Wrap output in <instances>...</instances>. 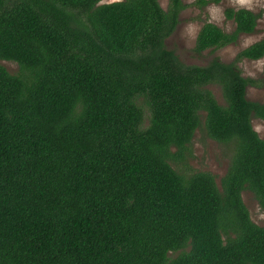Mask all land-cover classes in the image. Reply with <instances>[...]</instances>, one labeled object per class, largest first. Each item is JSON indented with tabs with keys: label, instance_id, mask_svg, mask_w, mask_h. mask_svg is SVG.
Segmentation results:
<instances>
[{
	"label": "trees",
	"instance_id": "1",
	"mask_svg": "<svg viewBox=\"0 0 264 264\" xmlns=\"http://www.w3.org/2000/svg\"><path fill=\"white\" fill-rule=\"evenodd\" d=\"M103 1L0 0V59L20 67L0 63V264H264V226L243 198L264 209V103L247 96L264 77L238 65L264 57V38L231 62L187 64L166 45L184 0ZM225 15L235 29L207 22L197 53L260 18ZM203 116L234 148L221 187L173 165Z\"/></svg>",
	"mask_w": 264,
	"mask_h": 264
},
{
	"label": "rangeland",
	"instance_id": "2",
	"mask_svg": "<svg viewBox=\"0 0 264 264\" xmlns=\"http://www.w3.org/2000/svg\"><path fill=\"white\" fill-rule=\"evenodd\" d=\"M120 0H104L105 2H114ZM208 4H201L200 0H184L186 8L180 16V23L174 33L166 40L168 49L187 64L205 65L214 58L231 62L246 47L264 38V0H247V3L241 4L239 0H207ZM162 7L167 9L170 0H159ZM249 8L260 15L258 26L255 32L243 34L235 44L228 45L215 50H207L203 54L195 50L198 34L207 22H213L226 31H233L235 23L228 20L225 15L227 8ZM4 65L11 73L19 72V65L14 61L2 60ZM244 76L262 78L264 77V57L260 60L244 59L238 63ZM213 90L220 103H225L223 90L219 85L209 86ZM247 96L250 100L264 103V88L249 87ZM147 111L146 125L149 124V111ZM253 125L256 129L261 128L259 135L264 138V120L260 118L253 119ZM176 151V149H173ZM234 153L233 145L222 143L211 138L205 128V116L202 118V126L196 131L194 138L186 152V162H173L177 170L185 174L197 172H209L214 175L218 185L222 186V180L227 174ZM244 201L249 208L252 219L260 226H264V209L256 199L253 192L246 190L243 192ZM176 255V254H175Z\"/></svg>",
	"mask_w": 264,
	"mask_h": 264
},
{
	"label": "clouds",
	"instance_id": "3",
	"mask_svg": "<svg viewBox=\"0 0 264 264\" xmlns=\"http://www.w3.org/2000/svg\"><path fill=\"white\" fill-rule=\"evenodd\" d=\"M239 2H240L241 4H244V3H247V0H239ZM256 131H257V132L261 131V128H260V127H257V128H256Z\"/></svg>",
	"mask_w": 264,
	"mask_h": 264
}]
</instances>
